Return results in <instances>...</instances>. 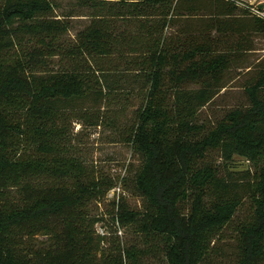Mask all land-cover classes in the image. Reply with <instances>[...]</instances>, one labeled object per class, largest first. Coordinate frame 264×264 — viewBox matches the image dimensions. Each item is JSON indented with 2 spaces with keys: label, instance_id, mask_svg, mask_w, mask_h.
Instances as JSON below:
<instances>
[{
  "label": "trees",
  "instance_id": "16d2710c",
  "mask_svg": "<svg viewBox=\"0 0 264 264\" xmlns=\"http://www.w3.org/2000/svg\"><path fill=\"white\" fill-rule=\"evenodd\" d=\"M181 1L75 0L60 11L59 0H0V264H141L148 254L264 264V57L241 86L246 103L208 126L199 114L243 67L245 35L264 34V19H237V0ZM200 9V30L168 32ZM80 17L88 21L72 35ZM220 35L238 39L221 49ZM77 124L118 132L141 156L131 183L142 211L121 193L112 218L146 243L105 255L90 205L114 186L72 153ZM238 156L248 168L236 171Z\"/></svg>",
  "mask_w": 264,
  "mask_h": 264
},
{
  "label": "rangeland",
  "instance_id": "374dc122",
  "mask_svg": "<svg viewBox=\"0 0 264 264\" xmlns=\"http://www.w3.org/2000/svg\"><path fill=\"white\" fill-rule=\"evenodd\" d=\"M75 0H59L61 4V10H66L69 4H73ZM213 0H194L193 4L197 7L199 5H209ZM184 0L181 1L180 6H183ZM239 8L234 11L237 15V19H248L250 17L251 21H254L253 17L259 16L255 10L262 11L264 13V0H237ZM249 5L247 7L246 5ZM245 9L249 13L246 16H243L242 13ZM248 8V9H247ZM253 8V9H251ZM255 9V10H254ZM206 10L200 9L196 12H182L178 18H175L173 25L169 27L168 32L171 34L179 33V31L184 30L188 25L195 26L196 30H200L206 21L205 14ZM261 17V16H259ZM261 18L264 19L262 16ZM72 21L73 28L71 29V34L74 35L79 29H82L83 26L87 23L85 17L75 18ZM180 38H183V35L180 33ZM220 41L224 44H220L219 48L229 49L230 45H233L238 37L236 35H220ZM246 41L252 42V50L244 53H238L237 62L238 65L243 66L242 68L234 67L232 70V80L228 82V86L225 89L220 91L219 96L210 104L205 106L200 110V120L201 122L208 126L211 122H215L217 118L222 116L224 111L229 107L240 105L247 102V97L244 94V90L241 87L247 80H249L247 71L253 69L254 66H257L258 60L264 57V34L258 32H251L245 35ZM227 41V42H226ZM253 66V67H249ZM135 105V103H134ZM130 118V116H128ZM128 118V119H129ZM80 134L78 138L75 139L76 149L72 151L75 156L86 161L85 165L90 166V169H93L95 176L99 178V181L103 179L105 181H111L113 183V188L107 192V195L100 203H95L90 205V211L93 215L100 217V221L95 224L96 233L104 235L107 233V237L104 240L103 249L107 255L108 251L114 250L115 247H121L122 244L124 247H128L131 243L137 242L141 243V239L144 241L146 237L139 236L134 234L132 226L122 227L120 226L115 219L112 218L114 214V208L112 201L118 200V196L127 194L128 198H125V203L129 208H134L136 210L142 211L144 206L143 199L135 194L132 191L131 179L134 176V173L138 170L139 165L141 164V156L131 148L129 144H126L122 141V138L118 132L113 130L104 129L103 127L97 128H85L82 127V124H77L75 126V131H79ZM237 170L241 171L249 167V163L244 158L238 156L237 158ZM220 159L217 160V163H220ZM93 166V167H91ZM126 175V186L122 184L121 178ZM127 187V188H126ZM122 193V194H121ZM14 198H17L16 194L13 195ZM249 203L245 202L242 208L239 211L240 218H247L246 213L248 211ZM56 223H59L61 220L60 217H52ZM62 227V226H60ZM61 229V228H60ZM59 229V230H60ZM224 235H231L230 229L224 232ZM36 246L40 245V240L45 238L39 236L36 238ZM118 242L120 245H118ZM146 243V241H145ZM230 249H226V259H233L232 256L228 254H233L235 249L233 248V242L225 240L222 247L229 245ZM221 242H219V245ZM142 245V244H141ZM161 256V255H160ZM163 257L161 258H152L149 254L141 257V264H163Z\"/></svg>",
  "mask_w": 264,
  "mask_h": 264
},
{
  "label": "built area",
  "instance_id": "2783aa9c",
  "mask_svg": "<svg viewBox=\"0 0 264 264\" xmlns=\"http://www.w3.org/2000/svg\"><path fill=\"white\" fill-rule=\"evenodd\" d=\"M251 9H253V8H251ZM255 10V9H254ZM256 11V13L259 15V16H263L264 17V13L262 12V11H258V10H255Z\"/></svg>",
  "mask_w": 264,
  "mask_h": 264
}]
</instances>
